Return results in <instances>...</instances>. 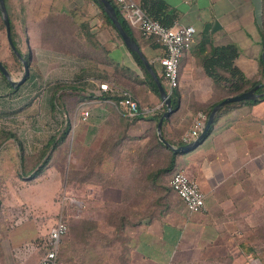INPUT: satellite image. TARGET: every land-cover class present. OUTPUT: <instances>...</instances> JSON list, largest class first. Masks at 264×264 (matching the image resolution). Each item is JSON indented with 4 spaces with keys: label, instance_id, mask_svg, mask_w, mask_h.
I'll use <instances>...</instances> for the list:
<instances>
[{
    "label": "crops",
    "instance_id": "0c3cea01",
    "mask_svg": "<svg viewBox=\"0 0 264 264\" xmlns=\"http://www.w3.org/2000/svg\"><path fill=\"white\" fill-rule=\"evenodd\" d=\"M5 1L13 26L14 43L30 59L31 68L29 77L20 85H13L0 72V117L19 122L25 120V130L41 132L39 124L35 128L34 121L30 119L34 113L44 114L42 110L45 107L38 106V99L24 101L26 94H22L23 88L30 80L38 88L52 79H60L62 84L52 92V106H46L45 112L51 113L55 93L62 92L63 98L69 97L70 107L75 103L84 104L90 110L91 119L103 132L97 139V145L102 147L108 140L117 143L124 135L122 152L118 155L107 153L97 160L95 170L103 173L102 177L121 175L128 179L126 190L132 194L139 193L134 203L143 211L142 220L135 226H126L121 243L115 237L114 247L117 248L110 261H97L101 247L88 246L84 250L75 247V251L65 254L66 264H260V253L256 249L245 252L241 242L247 239L246 228L256 226V213L264 199V99L236 103L226 108L208 137L178 155L176 167L184 168L191 178L196 179L205 194L203 210L190 211L175 192L164 189L155 192L152 199L150 183L144 180L145 171H140L136 159L144 141L153 131L158 132V124L156 128L153 117L165 112L167 106L165 109L159 107L164 101L160 90L158 92L151 86L133 50L111 29L94 0ZM137 1L142 5L145 0ZM162 1L165 4L159 5L167 17L196 27L191 47L180 61V83L177 87L180 106L167 117L169 120L165 124L167 136L177 140L183 139V134L193 126L199 111L229 95L227 87L217 83L203 68V60L213 45L235 44L239 49L235 64L249 80L260 81L257 83L260 86L264 84V0ZM3 21L0 8V55L3 51L5 55L1 56L9 58L13 47ZM131 28L132 36L155 73L163 76L158 58L165 53L164 46L155 37L145 36L138 27ZM11 73L16 79L17 71ZM101 81H111L118 88L130 90L142 106L156 110L132 119L135 117L115 104L114 93L99 89ZM161 81L168 91L165 79ZM36 90L28 93L34 94ZM262 94L264 92L258 97ZM77 109L74 111V124L67 122L72 123V128L87 121L77 118L80 113ZM19 130L0 125V178L11 177V173L22 178L24 171L33 167V163L24 166L23 158L31 160L47 147V154L42 159L48 160V164L52 160L54 149H49V145L59 134L50 135L41 148L29 153ZM15 137L23 142L26 156H23L20 142ZM10 147H17V151L8 153ZM50 152V158H46ZM139 176L142 179L138 183L129 181ZM27 178L34 181L37 177ZM106 183L82 182L85 196L93 199L97 208L94 216H84L93 220L101 231L105 226L104 202H120L123 192L115 182L105 186ZM22 192L21 184H4L0 190L4 196L2 211L11 210L13 200L21 202ZM66 199L69 211L78 206L82 216L86 198L77 200L67 195ZM22 203L19 205L21 212L13 214L11 227L5 221L10 216L0 222V264H39L41 251H34L31 246L30 253L28 247L27 250L23 247L29 240H35L41 246L45 234L39 233L33 218L26 214L23 216L25 206ZM14 205L17 206L16 203ZM60 212L65 215L64 210ZM30 230L32 232L27 238L26 232ZM113 235L110 234L111 237ZM100 236L91 235L96 239ZM13 237L21 248L19 252L18 247L17 251L13 248Z\"/></svg>",
    "mask_w": 264,
    "mask_h": 264
},
{
    "label": "trees",
    "instance_id": "16d2710c",
    "mask_svg": "<svg viewBox=\"0 0 264 264\" xmlns=\"http://www.w3.org/2000/svg\"><path fill=\"white\" fill-rule=\"evenodd\" d=\"M98 6L101 9V14L105 21L108 23V25L111 27V29L117 34V36L123 40V37L121 33L119 32L118 28L114 24L113 20L109 16V14L106 12L103 4L99 2V0H94ZM112 4L116 7L118 17L120 21L122 22L123 26L126 28L128 33L130 35H133V31L131 28L130 23L128 20L123 16V14L120 12L117 4L114 0H111ZM165 4L162 0H145L144 3H142V6L146 9V11L154 16L155 18L159 19L163 24L165 25H172L174 23V20L172 18L167 17L165 14L166 11L161 10L160 5ZM3 25H5V22L3 21ZM12 28V37L14 39V31L13 26ZM17 49L22 53L23 52L18 48L17 44L15 43ZM134 56L136 57L138 63L142 66L143 70L147 73L149 77V82L151 86L159 92V87L157 84L156 79L150 72V70L145 65L143 59L139 55L138 52L133 51ZM239 53L238 47L233 43H228L225 45H219L212 47L211 52L204 58L203 60V68L205 72L210 75L217 83L224 84L229 92V95L237 94L243 91H246L259 83L260 81H251L246 77V74L235 64V58ZM0 58L2 61L7 65L10 71H20L23 70V62L22 59L17 55L15 50L11 48L10 51V57L4 58L0 55ZM29 64H30V59ZM263 64V61H262ZM31 68V67H30ZM1 72V71H0ZM2 73V72H1ZM262 75L264 80V68H262ZM3 74V73H2ZM4 75V74H3ZM29 77V76H28ZM161 79H163V76H160ZM258 93L264 92V84H262L258 89ZM227 95V96H229ZM113 96V95H112ZM170 96L172 98V107L174 110L179 109L180 101L178 98V90L177 87L172 90L170 93ZM225 96V97H227ZM224 97V98H225ZM63 98L62 92L55 93V99L59 100ZM116 99V95L114 96ZM222 98V99H224ZM222 99L213 101L209 105H207L204 109V111L209 115L213 106L220 102ZM264 99V94H262L260 97H257L256 99H245L241 101L236 102H230L225 104L217 113L216 118L212 125L210 126L206 136L208 137L210 133L212 132L213 126L216 123L218 117L221 115V113L228 107L236 104V103H244V102H256L258 100ZM64 100V98L62 99ZM54 105H57L56 100L53 101ZM63 108L68 109L70 107L68 102H65L63 105ZM163 109L166 108V104L163 103L162 105ZM173 110V111H174ZM164 112V111H163ZM163 112H159L153 117V119L156 121V128L157 124L163 115ZM143 117L142 115L135 116V118L132 119H139ZM169 120V118L163 120L162 125V134L164 138H166L167 141L171 142L172 144L176 146H180L183 144H186L188 142H185L183 139H172L166 134V122ZM72 129V123L69 122L65 125V127L58 133L59 135L54 138V143H52V149L55 150L56 146L64 141L68 134L71 132ZM22 147V154L23 156H26V153L24 151V148L22 146L21 141L15 137ZM109 141V140H108ZM107 141V142H108ZM100 148V152L97 155V159L101 160L104 155L107 153H115L120 154L122 152V149L125 147L124 143V135H121L119 138V141L116 143L114 140L109 141L108 143ZM51 144V142H50ZM50 146V145H49ZM47 148H45L41 153H39L41 156L39 160L34 161L33 159L25 161L26 157L24 159V166L26 164L33 163V167L30 168L29 172V178H35L40 174V171L45 168V165H47L49 162L46 159H42V157L46 156L47 154ZM190 150V149H189ZM187 151V150H186ZM182 151H175L173 148H171L169 145H167L159 136L157 130L153 131L151 135H149L148 140L144 141V147L139 151L138 158L136 159L137 164L139 165L140 171L143 169L145 171L144 174V180L148 183H150L151 188V195L153 199V195L155 192L164 189L165 191H173L177 195L178 193L175 191V189L171 185L170 176L177 165V157ZM49 153L48 157L50 158ZM31 158V157H29ZM28 158V159H29ZM33 158V157H32ZM42 159V160H41ZM85 167V166H84ZM94 167V166H93ZM88 167H85L84 170L86 174H84L85 177H83L84 181L87 182H94V181H107L105 186L108 184H115L122 188V200L120 202H112V201H105L103 204L104 207V228L101 231L99 228H97L96 224H94L93 220H88L85 216H80L77 218H71L69 217V232L67 233L66 238L64 239L63 244V252L67 255L70 251L74 249L75 247H80L81 250H84L86 247H101L100 253L97 254V261H110L112 256L115 254V250L117 247H114L116 243L115 237H118V241H122V236L124 233V230L128 224L131 225H137L142 220V209L137 207V204L134 203L135 198H137V195L139 193H130L126 190L127 181L128 179L123 178L121 175H117L115 177H109L104 176V174L94 169H88ZM94 173L95 177H92V174ZM99 176V177H98ZM98 177V178H97ZM131 178L129 181L138 183L139 180L142 178L137 177ZM130 184V182H129ZM128 184V185H129ZM179 196V195H178ZM180 197V196H179ZM146 213V211H145ZM146 216V214H145ZM152 218L153 216L150 215ZM114 233V235L111 237L110 234ZM100 234V238L96 239L91 237V235ZM100 239V242L98 243V240ZM241 246L245 252H252L256 251V244L250 239H246L245 241L241 242ZM114 247V248H112ZM113 249V251H112ZM256 249V250H255ZM78 250H76V253L78 254ZM258 251V250H257ZM72 258V257H71ZM69 259V258H68Z\"/></svg>",
    "mask_w": 264,
    "mask_h": 264
},
{
    "label": "rangeland",
    "instance_id": "374dc122",
    "mask_svg": "<svg viewBox=\"0 0 264 264\" xmlns=\"http://www.w3.org/2000/svg\"><path fill=\"white\" fill-rule=\"evenodd\" d=\"M8 6L10 8L9 3ZM27 51L29 52L28 49ZM1 55H5L3 51H1ZM15 74L16 79H20L23 75V70L17 71V73ZM29 84H32L31 80L23 88L22 94H26L23 96L24 101H36V99H38V106H43L46 109V106H52V92L55 91L58 86L62 84V82L60 79H52L45 84H41L38 88L34 87L33 84ZM34 89H37L35 93L29 94L31 91L33 92ZM29 97H32V99H29ZM62 99L63 98L59 100L54 99V101L56 100L57 105H54L51 113L45 112V109L43 108L42 112L44 114H41V112L32 114L33 119H30V121H34L33 126L35 128L37 127V124H39V127L42 130L41 132L39 131L35 133L31 129L25 130V120L19 122L14 121L13 119L0 117V125H4L8 129H20L19 131L21 133V138L26 142V144L24 142V146L26 147L28 152L36 151L37 149L42 147V144L48 137H50V135H57L68 121H72L74 124V111L77 107V110H79V112L82 109H88L85 108L84 104L77 105V103H75L69 109H65V107L63 108V106L61 105H63L65 102H69L70 100L69 97H65L64 100ZM69 112L71 114H69ZM77 118H79V115ZM14 124L19 125L15 127ZM72 129L74 130H72L66 137V141L62 143L60 142L56 146V150H54L52 153V160L50 164H47L49 166L46 167L47 165H45L46 168L40 171V174L38 175L39 177L37 176L34 181H29L30 179L27 178L30 175L28 169H26L21 175L22 178H20L19 175L15 176L12 173L10 174L12 175L11 177L0 178V190L3 189L4 184H6L7 186L21 184L23 189V200L21 202H15L14 200L11 201L13 203L11 204L13 205L11 206V210L4 209V213L1 209V207L3 206L2 202L4 196H1L2 193H0V222L2 221V218L5 219L7 216H10V218L5 219V221L8 226L11 227L13 223L12 219L14 217L13 214L21 212V207H19V205L23 202L22 204L23 206H25V209L23 210V216L24 214H26L27 217L33 218L37 224L36 226L38 227L39 233L46 234L50 230L52 225H54V223L56 222L60 211L64 210L65 216L67 217L68 221L69 217L70 219L74 217H80L79 211L77 209L78 206L77 208H71V211H69L70 206L68 199H66L67 195L76 198L77 200L79 198H86V206L84 207L82 216H94L95 209H97L94 205L95 201L89 198L87 195L85 196L82 182L84 181V174H86L84 166L88 167V169H94L95 171V165L97 164L98 160L97 155L99 154L101 148L99 145H97V139L99 138V136L103 135V132L102 129H100L99 125L95 124V121L91 119V116L86 122L77 123L76 128H74L73 125ZM79 139L82 140L81 143L79 142ZM54 142L55 141L53 139L49 146V149H51L52 143ZM7 150L8 153L14 154L15 150L17 151V147H10V149L8 148ZM40 156L41 155H34L33 160L36 161V158L39 159ZM92 177H95L94 173L90 178ZM14 203H16L17 206H15ZM256 217V226L246 228L247 230L245 231V234L247 235L248 239L255 242L256 249L260 253L258 254L261 259L260 264H264V199L257 210ZM31 232V230L29 231V233L26 232L25 236H28L27 238H29ZM66 236L67 234L63 237V242L61 245V251L65 259L66 257L65 253L63 252V244ZM12 239L13 248L17 251V247L19 248V246L16 244L17 242H15L14 237ZM31 246L35 248L34 251L38 249V252L41 251L42 254L43 248L35 240H29L28 243L25 244L23 249L27 250L28 247L29 252L31 253ZM20 250L21 248H19L17 252H19Z\"/></svg>",
    "mask_w": 264,
    "mask_h": 264
},
{
    "label": "built area",
    "instance_id": "2783aa9c",
    "mask_svg": "<svg viewBox=\"0 0 264 264\" xmlns=\"http://www.w3.org/2000/svg\"><path fill=\"white\" fill-rule=\"evenodd\" d=\"M120 12L128 20L131 26L138 27L145 36H153L164 46L165 53L158 60L163 67L162 75L167 83L169 93L179 86L180 61L185 52L191 47L196 27L193 24H184L174 21L172 25H165L159 19L150 15L137 0H114ZM99 89L112 92L116 95L115 104L126 114L135 117L156 110L142 106L134 94L123 88H118L111 81H101ZM165 103L162 101L161 105ZM89 109H82L79 119L88 120ZM208 114L199 111L193 126L183 134V140L190 142L195 139L204 128ZM171 185L184 201L186 207L193 212L205 208V194L199 182L190 177L182 167H176L171 174ZM69 221L63 212L58 214L57 220L41 240L43 252L39 264H66L61 251L63 237L69 232Z\"/></svg>",
    "mask_w": 264,
    "mask_h": 264
},
{
    "label": "water",
    "instance_id": "95a60500",
    "mask_svg": "<svg viewBox=\"0 0 264 264\" xmlns=\"http://www.w3.org/2000/svg\"><path fill=\"white\" fill-rule=\"evenodd\" d=\"M99 2H101L103 4L106 12L109 14L111 19L113 20L114 24L118 28L119 32L121 33V35H122L125 43L128 45V47L131 50L138 52L139 55L141 56V58L143 59L145 65L152 71V73H153V75L157 81L161 96L164 99V102L167 106L166 111L163 113V115L161 116V118L158 122V134H159L160 138L167 145H169L171 148H173L175 151H186V150H189V149L195 147L197 144H199L204 139V137L206 136L210 126L212 125V123L214 122V120L216 118L217 113L225 104L230 103V102L241 101V100H245V99H256L259 96L260 93L257 92V89L260 86V84H257V85L251 87L250 89H248L246 91L225 97L224 99H222L220 102H218L217 104H215L213 106L210 114L208 115V118H207V121H206L204 128L201 130L200 134L195 139H193L192 141H190L186 144L180 145V146H176V145L172 144L171 142L167 141L166 138H164V136L162 134L163 120L165 118L169 117L170 114L174 110L172 107V98L170 96V93L165 88L164 83L161 81L160 77L155 73L154 69L152 68V65L150 64V62L148 61V59L144 55L140 45L137 43V41L134 39V37L128 33L126 28L123 26L122 22L120 21V19L118 17L116 7L112 4L111 0H99ZM0 8H1L3 18H4V22L6 25L8 40H9L11 46L13 47V49L15 50V52L17 53V55L22 59L23 75L21 76L20 79H13V75H12L11 71L9 70L7 65L2 61L1 58H0V71L11 81V83L13 85H20L24 81H26V79L30 75L29 60L24 55H22V53L17 49V47L14 43V40L12 37L11 20H10V16L8 13V9H7L5 0H0ZM263 63H264V40H263Z\"/></svg>",
    "mask_w": 264,
    "mask_h": 264
}]
</instances>
